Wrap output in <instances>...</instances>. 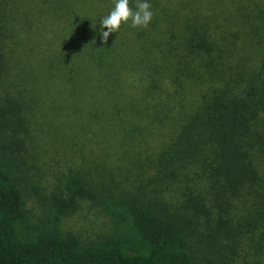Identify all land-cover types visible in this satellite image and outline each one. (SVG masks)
I'll return each instance as SVG.
<instances>
[{
  "label": "trees",
  "instance_id": "obj_1",
  "mask_svg": "<svg viewBox=\"0 0 264 264\" xmlns=\"http://www.w3.org/2000/svg\"><path fill=\"white\" fill-rule=\"evenodd\" d=\"M147 2L105 44L115 0H0V264H264V0Z\"/></svg>",
  "mask_w": 264,
  "mask_h": 264
},
{
  "label": "rangeland",
  "instance_id": "obj_2",
  "mask_svg": "<svg viewBox=\"0 0 264 264\" xmlns=\"http://www.w3.org/2000/svg\"><path fill=\"white\" fill-rule=\"evenodd\" d=\"M2 112L0 111V116ZM0 126L2 127L1 123ZM5 127L9 129L10 139H15L17 141H22L23 144L17 146L18 152L22 155L25 163V167L31 164V168L28 167L27 172L30 176H37L38 179H41L43 184H48L54 178V174L60 170L58 163H52L48 158L41 161L33 160L30 154L32 153L33 143L29 141L27 134L24 132L23 125L19 127V130L16 131L13 127L9 126L7 121H5ZM5 129V128H4ZM27 138V139H26ZM23 147V148H21ZM57 147H52L53 153L59 152ZM56 160L61 159L59 156L55 157ZM35 207V203H31ZM33 208V207H32ZM63 229L66 232H72L80 236L82 239L96 238L100 234L104 233L107 230V220L106 217L101 214L97 208L93 207L88 202H82L80 209L77 213L63 220L62 224Z\"/></svg>",
  "mask_w": 264,
  "mask_h": 264
},
{
  "label": "clouds",
  "instance_id": "obj_3",
  "mask_svg": "<svg viewBox=\"0 0 264 264\" xmlns=\"http://www.w3.org/2000/svg\"><path fill=\"white\" fill-rule=\"evenodd\" d=\"M154 12L147 0H136L135 6H130V0H115L114 8L101 20V36L106 44L111 33H117L123 24L131 21V26L147 28L152 21ZM107 31H103V29Z\"/></svg>",
  "mask_w": 264,
  "mask_h": 264
}]
</instances>
